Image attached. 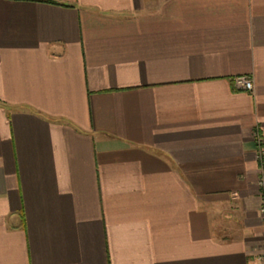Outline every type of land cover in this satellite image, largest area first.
<instances>
[{
  "label": "crops",
  "instance_id": "crops-1",
  "mask_svg": "<svg viewBox=\"0 0 264 264\" xmlns=\"http://www.w3.org/2000/svg\"><path fill=\"white\" fill-rule=\"evenodd\" d=\"M261 173L264 0H0V264H264Z\"/></svg>",
  "mask_w": 264,
  "mask_h": 264
},
{
  "label": "built area",
  "instance_id": "built-area-1",
  "mask_svg": "<svg viewBox=\"0 0 264 264\" xmlns=\"http://www.w3.org/2000/svg\"><path fill=\"white\" fill-rule=\"evenodd\" d=\"M233 83L235 84L236 88L239 90L251 92L253 89L252 80L246 75H239V76L234 77ZM257 156L259 159L262 158V151L260 149L258 151ZM257 184L260 188V195L262 198V203L258 209V213L260 216L261 225L263 226V229H264V174L263 173L260 174L257 180Z\"/></svg>",
  "mask_w": 264,
  "mask_h": 264
}]
</instances>
